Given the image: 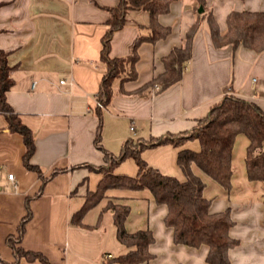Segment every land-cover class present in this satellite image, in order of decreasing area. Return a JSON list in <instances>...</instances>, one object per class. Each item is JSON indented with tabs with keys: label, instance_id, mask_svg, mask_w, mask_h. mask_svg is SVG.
Wrapping results in <instances>:
<instances>
[{
	"label": "crops",
	"instance_id": "crops-1",
	"mask_svg": "<svg viewBox=\"0 0 264 264\" xmlns=\"http://www.w3.org/2000/svg\"><path fill=\"white\" fill-rule=\"evenodd\" d=\"M118 2L0 0V50L7 54L8 65L15 66L6 101L33 135L29 163L39 171L24 167L22 137L7 129L0 114V264H42L16 259L8 245V237L17 240L25 216L15 246L41 254L50 264H101L104 254H124L127 249L116 238L108 203L129 207L124 222L127 232L152 233L154 240L148 248L152 258L142 264H207L206 246L173 243L172 229L163 221L166 207L157 205L145 189H108L79 224L72 220L86 193L94 191L102 177L89 167H106L103 153L94 144L99 122L97 93L105 71L99 55L108 9ZM200 2L220 31L225 30L231 11H264V0H173L169 12L158 17L162 26L169 27V34L154 44L139 45L135 80H115L113 96L100 111V144L111 158L119 155L127 140L188 134L226 94L252 102L264 112V51L214 48L203 17L180 80L163 91L154 87L136 94L163 72L162 59L184 45L186 32L200 15L196 13ZM148 25L147 12L128 11L125 26L110 40L109 55L127 56L134 40L147 35ZM247 145L244 135L235 137L229 191L191 165L204 182L202 196L210 201V212L229 209L233 222L229 236L238 241L228 251L230 264H264V182L247 179ZM199 148L197 140H185L178 147L147 148L140 157L163 175L183 181L177 154ZM113 174L134 177L137 166L126 158Z\"/></svg>",
	"mask_w": 264,
	"mask_h": 264
},
{
	"label": "trees",
	"instance_id": "trees-1",
	"mask_svg": "<svg viewBox=\"0 0 264 264\" xmlns=\"http://www.w3.org/2000/svg\"><path fill=\"white\" fill-rule=\"evenodd\" d=\"M173 0H119L115 7L109 8L107 30L102 37L100 61L105 65L102 74L97 101L103 108L107 106L113 96V82L119 80L132 81L136 78L135 64L139 60L137 49L146 42L154 44L169 34V27L158 22L160 15L169 12ZM200 15L185 34L184 45L173 48L162 59L163 72L141 87L136 94L156 87L163 91L176 84L180 78L184 65L191 59L192 43L195 33L200 26V17L207 22L208 33L214 48H230L234 51L239 46L256 53L264 51V11H231L225 19L226 28L220 31L217 22L210 12L205 11L203 2ZM130 10H142L149 14V25L145 28L147 35L138 36L131 45L130 53L125 57H111L109 55L110 40L115 32L122 29L126 23V14ZM197 13V9H196ZM15 66H9L7 54L0 50V114H3L7 129L22 137L25 152L23 165L26 169L39 172L36 166L29 163L34 152V138L31 131L21 123L6 101V92L14 84L11 77ZM101 109L96 108L99 118L94 144L103 153L107 167H89L102 174L96 188L87 192L82 207L72 220L80 223L84 213L95 206L108 189L147 190L157 205L166 207L164 224L172 229V240L175 245L198 248L207 247L205 262L207 264H230L228 251L237 245L238 241L229 236L233 225L229 209L211 213L210 201L202 196L204 182L196 176L191 165L194 164L203 174L220 185L224 190L231 188V154L234 139L237 135H244L248 139L245 154L246 176L249 181L264 182V112L254 103L246 101L232 94L224 95L200 119L197 125L186 135H164L148 141L127 140L118 156L111 158L100 144ZM185 140H197L199 151L180 150L177 154V165L184 175V180L163 175L157 169L148 166L140 157L143 150L161 145L180 146ZM126 158L134 160L137 174L134 177L113 174L114 167ZM82 166V165H81ZM106 210L112 214V221L116 228V238L127 251L122 255L105 258L101 264H142L148 262L152 255L148 248L153 242L149 230H139L129 233L124 222L129 214L126 205L108 203ZM25 216L18 227L17 240L8 237V245L12 248L16 259L20 257L31 262L38 260L42 264H50L44 256L38 253L24 251L15 246L23 232Z\"/></svg>",
	"mask_w": 264,
	"mask_h": 264
},
{
	"label": "built area",
	"instance_id": "built-area-1",
	"mask_svg": "<svg viewBox=\"0 0 264 264\" xmlns=\"http://www.w3.org/2000/svg\"><path fill=\"white\" fill-rule=\"evenodd\" d=\"M61 83H63V81H61ZM96 108H100V109L103 108L102 104L99 101H96ZM262 152L264 153V146L262 147ZM8 179H12V175L11 174L8 175ZM110 257H111L110 254H106L105 255V258H110Z\"/></svg>",
	"mask_w": 264,
	"mask_h": 264
},
{
	"label": "water",
	"instance_id": "water-1",
	"mask_svg": "<svg viewBox=\"0 0 264 264\" xmlns=\"http://www.w3.org/2000/svg\"><path fill=\"white\" fill-rule=\"evenodd\" d=\"M197 12L201 13L202 12V8L200 7Z\"/></svg>",
	"mask_w": 264,
	"mask_h": 264
},
{
	"label": "rangeland",
	"instance_id": "rangeland-1",
	"mask_svg": "<svg viewBox=\"0 0 264 264\" xmlns=\"http://www.w3.org/2000/svg\"><path fill=\"white\" fill-rule=\"evenodd\" d=\"M106 167H107V165H106Z\"/></svg>",
	"mask_w": 264,
	"mask_h": 264
}]
</instances>
